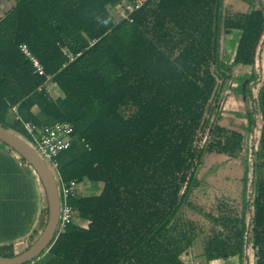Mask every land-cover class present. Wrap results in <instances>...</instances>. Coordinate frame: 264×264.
<instances>
[{
    "label": "trees",
    "instance_id": "trees-1",
    "mask_svg": "<svg viewBox=\"0 0 264 264\" xmlns=\"http://www.w3.org/2000/svg\"><path fill=\"white\" fill-rule=\"evenodd\" d=\"M133 1L0 0V126L33 148L19 122L7 123L12 108L37 127L68 123L84 144L56 158L61 179L102 185L70 200L75 221L45 264H190L198 240L207 264H247L249 250L264 264V0H236L246 12L224 0H145L138 10ZM227 94L243 113L223 109ZM244 133L249 179L223 173L241 186L239 215L223 199L215 215L193 206L205 157L238 160ZM186 210L209 223L205 237ZM46 219L45 205L30 245Z\"/></svg>",
    "mask_w": 264,
    "mask_h": 264
},
{
    "label": "rangeland",
    "instance_id": "rangeland-1",
    "mask_svg": "<svg viewBox=\"0 0 264 264\" xmlns=\"http://www.w3.org/2000/svg\"><path fill=\"white\" fill-rule=\"evenodd\" d=\"M234 0H226V6H229L233 11H242L246 12L249 9L246 6L240 5V7H236L234 5ZM6 4V3H5ZM237 4V3H235ZM234 7H232V6ZM9 6L4 5L2 10H6ZM264 36L261 38L260 43L257 46L258 49L262 48V55L264 53ZM263 46V47H262ZM258 56L256 60H258ZM256 73V70H253L250 72V74ZM256 91V90H255ZM254 91V93H256ZM54 95V94H53ZM226 103H224V100L220 102L221 105H223V109L226 111H232V112H241L245 111V104L241 103L239 101H235L234 99H231L230 96L227 94V98H225ZM225 121H227L226 118H222V121L220 122L221 125H225ZM236 122H242L245 121L243 119H237ZM258 129V128H257ZM256 129V130H257ZM254 135H258V131L253 132ZM253 133H244V140H243V150L240 155V158L238 160L231 161L227 159L226 157L216 156V155H207L204 159L203 166L200 168L198 172V179L202 180V185L198 190H196L192 196V205L196 208H200L202 211L206 213H212L216 214L217 211V201L223 199L225 202L228 203V206L233 209V212L236 214L240 211V192H241V186L237 181H226L224 180L223 173L225 171L232 173V175H237L240 172H244L246 175V178L249 179L250 177V147H251V137ZM25 141H28L25 137H22ZM48 167V166H47ZM49 168V167H48ZM51 174L55 178V173L49 168ZM102 189L101 184H87L82 183L79 187L80 193L82 194H98ZM184 219H190L193 220L197 228V233L200 234L199 238L205 237L209 231L210 226L209 223L198 214L194 213L192 210H186V212L183 215ZM201 231V233H200ZM13 245V244H12ZM200 240L196 242V248H193L190 257L186 260L190 264H207V262L200 256L201 251L199 252V246ZM14 249L12 251L13 254L17 255L18 253H22V250L20 247H23L24 244L21 246H18L17 244H14ZM17 246V247H16ZM198 247V248H197ZM20 248V249H16ZM1 252V251H0ZM2 254V253H0ZM45 253H42L38 259L36 260V264H45L47 261V258L44 257ZM247 255L249 257L247 264H253L254 257L253 252L248 251ZM185 259V258H184ZM210 264H242L241 261L237 258H229L226 260H216L213 262H210Z\"/></svg>",
    "mask_w": 264,
    "mask_h": 264
},
{
    "label": "crops",
    "instance_id": "crops-1",
    "mask_svg": "<svg viewBox=\"0 0 264 264\" xmlns=\"http://www.w3.org/2000/svg\"><path fill=\"white\" fill-rule=\"evenodd\" d=\"M234 1L237 8L242 5ZM12 121L8 116L7 123ZM45 205V194L34 171L0 143V247L13 250L14 244H24L22 252L28 249L34 231L41 228Z\"/></svg>",
    "mask_w": 264,
    "mask_h": 264
},
{
    "label": "built area",
    "instance_id": "built-area-1",
    "mask_svg": "<svg viewBox=\"0 0 264 264\" xmlns=\"http://www.w3.org/2000/svg\"><path fill=\"white\" fill-rule=\"evenodd\" d=\"M134 10L140 9L145 0H134ZM21 53L28 58L34 73L38 76L44 75V69L39 61L33 57L24 45H20ZM69 62H72L79 56L74 58L65 53ZM49 80V78H47ZM14 121L21 124L22 129L26 133L31 142L33 149L43 160V162L55 173L54 182L57 187L59 199V218L58 225L55 231V238L64 230L65 227L71 225L75 221V212L70 205V200L76 198L80 194V184L76 180L64 182L58 172V164L56 158L64 151L68 150L74 143L84 144V140L78 141L73 135V129L68 123H54L50 126L37 127L29 122H23L16 113V109L11 110ZM53 176V175H52ZM36 259L31 260L26 264H36Z\"/></svg>",
    "mask_w": 264,
    "mask_h": 264
},
{
    "label": "water",
    "instance_id": "water-1",
    "mask_svg": "<svg viewBox=\"0 0 264 264\" xmlns=\"http://www.w3.org/2000/svg\"><path fill=\"white\" fill-rule=\"evenodd\" d=\"M0 143L17 154L36 174L43 188L47 219L43 231L34 243L22 253L12 257H0V264H26L47 252L54 243L59 218V199L53 176L36 151L20 137L0 126Z\"/></svg>",
    "mask_w": 264,
    "mask_h": 264
}]
</instances>
